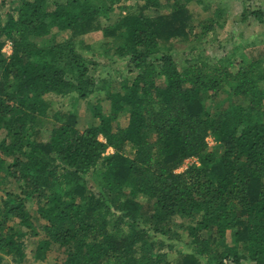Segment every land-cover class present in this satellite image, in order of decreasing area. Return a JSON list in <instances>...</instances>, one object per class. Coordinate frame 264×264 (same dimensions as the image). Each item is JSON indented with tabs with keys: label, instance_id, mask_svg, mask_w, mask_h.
Masks as SVG:
<instances>
[{
	"label": "trees",
	"instance_id": "1",
	"mask_svg": "<svg viewBox=\"0 0 264 264\" xmlns=\"http://www.w3.org/2000/svg\"><path fill=\"white\" fill-rule=\"evenodd\" d=\"M192 1L0 0V264L25 262L30 240L45 264H264V66L178 64ZM94 32L126 66L117 82L78 51ZM97 93L82 128L50 102Z\"/></svg>",
	"mask_w": 264,
	"mask_h": 264
},
{
	"label": "rangeland",
	"instance_id": "2",
	"mask_svg": "<svg viewBox=\"0 0 264 264\" xmlns=\"http://www.w3.org/2000/svg\"><path fill=\"white\" fill-rule=\"evenodd\" d=\"M193 0L188 4V8L192 15L193 33L187 40H176L172 42L171 53L178 64H183L186 58L202 57L214 61L220 57H228L234 62V65L241 57H261L264 66V21L260 22L255 16L250 15L245 21H241L242 10H261L264 11V0ZM215 9H220L221 14H215ZM4 10V7L3 9ZM118 11V7L115 12ZM213 14V15H212ZM218 22V25L207 35L202 38L193 36L200 28L197 25L199 20L211 18ZM59 36L68 37L69 32H60ZM81 45L79 52L88 58H93L96 61L93 66V74L99 81L100 79L108 78L113 82L119 81L125 74L126 66L115 60L116 57L102 54V34L94 32L85 34L77 38ZM89 45L90 48L83 46ZM105 47V46H104ZM8 42L3 47V53H10ZM232 68H235L232 66ZM92 95L81 101H71L67 97H53L50 102L54 109H61L64 112H70L68 115L62 116L68 119L70 116L74 119V124L77 128L87 127L95 123L97 120L92 117L91 107L98 102L97 98H103L102 93ZM70 118V119H71ZM102 139V138H101ZM209 149L214 150V141L211 137L207 138ZM110 149H108L109 151ZM194 161L193 158L186 159L177 171L184 170L189 163ZM6 188L11 191H18L15 182H10ZM30 211L35 210V205H29ZM176 224L179 220H175ZM184 223V222H183ZM174 224L175 230L178 226ZM185 235L186 233H182ZM229 239V237H227ZM31 241V240H30ZM26 247V260L22 264H45L33 262L30 249L31 243ZM54 254L49 253L48 259L51 260ZM6 264H14L11 258H5ZM242 264H253L249 261H244Z\"/></svg>",
	"mask_w": 264,
	"mask_h": 264
},
{
	"label": "built area",
	"instance_id": "3",
	"mask_svg": "<svg viewBox=\"0 0 264 264\" xmlns=\"http://www.w3.org/2000/svg\"><path fill=\"white\" fill-rule=\"evenodd\" d=\"M9 44V43H8ZM10 46V45H9Z\"/></svg>",
	"mask_w": 264,
	"mask_h": 264
}]
</instances>
